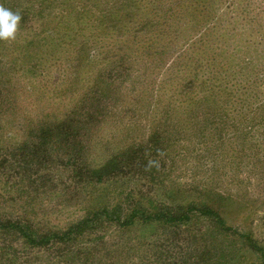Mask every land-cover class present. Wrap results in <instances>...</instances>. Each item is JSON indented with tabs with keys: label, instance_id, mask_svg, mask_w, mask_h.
Segmentation results:
<instances>
[{
	"label": "rangeland",
	"instance_id": "obj_1",
	"mask_svg": "<svg viewBox=\"0 0 264 264\" xmlns=\"http://www.w3.org/2000/svg\"><path fill=\"white\" fill-rule=\"evenodd\" d=\"M51 1L13 0V4L21 11L29 7L37 13L54 7ZM145 1L153 2V10H136L141 0L87 2L96 6L90 7L94 12L90 21L107 27L103 28V37L110 36L114 28L118 39L127 40L130 35V47L144 40L139 45L141 57L134 75L123 81L117 77L113 80L117 92L112 97L119 107H114L113 117L104 125L109 149L92 163L100 166L113 150L119 153L138 143L131 150V163L121 157L126 177L120 185H136L135 192L127 198L125 193L116 197L118 188L102 184L103 191L92 193V198L96 196L93 202L87 198L82 207L66 209L64 205L74 202L80 188L64 190L56 181L61 170L54 169L53 174L51 169L39 167L37 161L15 163L12 156L10 167L8 162L0 166V216L8 219L19 215L48 232L81 218L90 204L96 208L121 202L116 208L121 215L137 207L147 215L161 209L179 214L191 204L216 211L230 230L222 229L216 217L202 216L193 209L192 219L186 223L155 221L148 227L137 223L129 231L118 232L115 223L96 221V227L68 246L33 249L18 234L0 231V264H83L80 244L106 240L111 235L114 240L119 236L140 242L138 264H264V256L252 245L255 242L264 247V0ZM176 6L180 12L173 15L169 11ZM78 9L83 10L81 6ZM104 13H108L107 18H103ZM137 16L139 19L134 18ZM128 20L138 32L127 27ZM162 20L168 25L145 26ZM99 29H77L71 49L84 44L89 47L87 38ZM55 35L59 37L60 33ZM20 50L17 47L15 52ZM161 51L164 57L147 74V58L152 64ZM71 62L72 72L89 70L79 67L81 63L76 60ZM71 78L80 95L87 83L75 73ZM156 83L164 90L158 96ZM104 87L108 90L107 85ZM179 88L184 103L173 99ZM168 109L174 117L164 113ZM122 122L126 129L119 128ZM128 136L131 138L125 140ZM30 153L26 152L23 159L33 158ZM19 166L23 179L17 178L20 173L14 179L4 178ZM105 170L112 171L110 161ZM40 206L43 210L62 209L63 215L36 214L41 212L37 211Z\"/></svg>",
	"mask_w": 264,
	"mask_h": 264
},
{
	"label": "trees",
	"instance_id": "obj_2",
	"mask_svg": "<svg viewBox=\"0 0 264 264\" xmlns=\"http://www.w3.org/2000/svg\"><path fill=\"white\" fill-rule=\"evenodd\" d=\"M88 1L52 0L51 2H54L55 6L50 7V10L46 8L42 12L34 13L33 9H29V7L24 11L19 10L13 4V0H0V4L14 12H19L22 17L16 38L0 40V166L2 163H9L13 156L15 163L28 164L37 161L39 167L51 169L52 173L54 169L61 170V173L58 172L55 176L57 183L62 185L64 190L68 187L80 188L74 202L64 205L66 209L77 207V205L82 207L85 202L83 200H87V198L93 202L96 196L94 195L92 198L91 195L93 192L103 191L99 186L102 184L118 188V193L115 196L119 197L125 193L124 198L132 195L136 188V185L127 186V183L120 185L121 182L124 183L126 177L122 170L124 166L121 164V157L124 156V161L131 163L134 157V152L131 150L139 146L138 143L119 153L113 150L109 159L100 166L95 167L92 163L101 152H106L109 149L104 135V125L108 123V118L113 117L114 107H119L118 100L112 97L117 92L113 80L117 77L123 81L128 78V75H134L132 73L137 71L138 62L136 61L141 57L139 45L144 40H135L136 44L130 47V44H127L131 41L130 35L128 34L127 40L118 39L114 28H112L113 32L110 36L103 37L101 33L103 28L107 29V27L103 23L96 25L90 21V18L94 17V12L90 7L95 9L96 6L87 3ZM80 6L84 11L78 9ZM147 7L153 10V2L141 0L135 9L145 10ZM177 8L178 6L169 8V12L173 15L180 12ZM104 14L103 18H107L108 13ZM134 18L139 19L138 16ZM172 19H176L175 16ZM126 24L127 27L134 28L135 26L131 20H128ZM159 25L168 24L166 20L159 23L153 22L150 26L145 23V26L148 27H159ZM97 26L100 27L98 32L87 38L85 42L91 41L89 47L84 44L81 46L82 48L71 49L72 44L70 43L75 42L73 35L76 36L79 32L77 29H96ZM138 31L139 29L134 28L133 32ZM59 33V37L55 35ZM17 47H21V50L15 52ZM115 48L118 50L116 51ZM9 50H11L9 54L11 57H8ZM80 50L81 60L78 57ZM69 52L74 53L75 56H69ZM163 57L164 53L161 51L160 55L156 54V57L153 58L152 64L147 58V64H144L147 67L144 68L147 74L154 71L156 63ZM71 60L78 61L81 63L78 65L79 67L89 70L81 71V68H78L72 72L74 67L70 64L73 63ZM128 64L133 66H128ZM73 73L77 74L78 78L81 77L84 83H87V85H83V92L80 95L79 88L74 86V83L71 84L74 80L71 78ZM141 77L146 79L144 74ZM156 84V96L163 94L164 90L161 89V84ZM104 85H107L108 90ZM170 91L168 89L167 92ZM181 94L182 91L179 88L177 96L173 99L177 102L181 100L184 103L186 100L180 97ZM164 113L169 117H174L172 109H168ZM160 123L161 121H159ZM120 127L126 129L123 122ZM25 129L27 134L23 133ZM13 138L19 142H14ZM130 138L128 136L125 140ZM29 151L33 158L23 159L26 152L28 154ZM117 157L120 158L116 159ZM108 161L112 164V171L105 170ZM11 164H8L9 167ZM20 168L21 166L12 173H8L4 178L14 179L13 176H18L20 173L17 178L23 179L19 172ZM37 198L35 197V201ZM37 204L40 205V203L35 205ZM118 204L121 202L103 204L96 208L90 204L84 208V215L81 218L66 224L61 229L48 230V232H42L36 227V223L34 225L19 215L8 219L0 216V231L18 234L24 239V244L33 249L53 244L68 246L73 244L78 237H83L88 230L96 227V221L105 220L115 223L118 225L116 228L118 232L129 231L137 223H141L145 227L151 226L155 221L170 225L179 222L186 223L192 219L193 212L191 211L193 209L202 216L216 217L222 229L230 230V227L226 226L216 211L198 208L191 204H188L187 211H182L179 214L161 209L150 215H147L146 210L141 207L128 210L125 215H121L116 213V208L120 206ZM40 207L41 209L38 208L37 211L41 212H36V214L41 213L39 215L45 214L49 217L54 214L56 218L63 215L62 209L43 210V206ZM111 236H108L106 240L82 242L78 249L82 254V263L138 264L136 258L139 256L136 250L140 242H136L135 238L125 240L119 236L118 240H114L111 239ZM247 239L249 242L252 240L250 236ZM2 242L0 239V244ZM130 243L134 244L130 245ZM252 245L264 256V247L255 242ZM68 248L66 249L68 250ZM2 249L0 246V251Z\"/></svg>",
	"mask_w": 264,
	"mask_h": 264
},
{
	"label": "clouds",
	"instance_id": "obj_3",
	"mask_svg": "<svg viewBox=\"0 0 264 264\" xmlns=\"http://www.w3.org/2000/svg\"><path fill=\"white\" fill-rule=\"evenodd\" d=\"M21 14L0 4V40H14L21 21Z\"/></svg>",
	"mask_w": 264,
	"mask_h": 264
}]
</instances>
